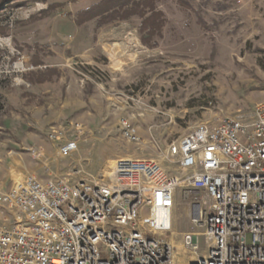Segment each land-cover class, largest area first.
<instances>
[{
  "label": "rangeland",
  "instance_id": "obj_1",
  "mask_svg": "<svg viewBox=\"0 0 264 264\" xmlns=\"http://www.w3.org/2000/svg\"><path fill=\"white\" fill-rule=\"evenodd\" d=\"M97 2L0 7V192L23 176L104 180L121 158L155 159L181 176L167 159L170 144L202 124L255 120L264 102V0H156L161 29L151 33L140 17L78 25L77 13ZM124 121L138 143L125 137ZM70 139L79 150L62 158ZM192 208L179 188L165 234L179 264L191 259L188 232L202 235L201 256L209 252Z\"/></svg>",
  "mask_w": 264,
  "mask_h": 264
},
{
  "label": "built area",
  "instance_id": "obj_2",
  "mask_svg": "<svg viewBox=\"0 0 264 264\" xmlns=\"http://www.w3.org/2000/svg\"><path fill=\"white\" fill-rule=\"evenodd\" d=\"M122 128L140 141L127 121ZM78 150L70 139L59 155ZM167 156L181 176L155 159L121 158L104 180L17 182L0 196L7 212L0 264H179L165 236L179 188L193 198L191 221L209 242L201 256L202 235L184 234L188 264H264V102L251 124L227 118L199 125L170 144Z\"/></svg>",
  "mask_w": 264,
  "mask_h": 264
},
{
  "label": "trees",
  "instance_id": "obj_3",
  "mask_svg": "<svg viewBox=\"0 0 264 264\" xmlns=\"http://www.w3.org/2000/svg\"><path fill=\"white\" fill-rule=\"evenodd\" d=\"M14 1L17 0H0V7ZM156 6V0H98L89 8L78 12L76 22L78 25H83L86 22L96 20L98 24L105 25L116 20H129L133 17H140L144 19L142 31L151 33L161 29V24L155 18ZM29 76L32 82L36 81L34 79L35 74L30 73Z\"/></svg>",
  "mask_w": 264,
  "mask_h": 264
},
{
  "label": "crops",
  "instance_id": "obj_4",
  "mask_svg": "<svg viewBox=\"0 0 264 264\" xmlns=\"http://www.w3.org/2000/svg\"><path fill=\"white\" fill-rule=\"evenodd\" d=\"M26 178V176H23V177H21V178H18V179H14V177H9V181H11L12 179H14L15 181H14V183L11 185V187H9L8 189H6V190H4V191H1L0 192V196H2V195H4V194H6L7 192H9L13 187H14V185L17 183V182H19V181H21V180H23V179H25ZM0 212H2L3 214H5L6 213V211H5V209L3 208V206L0 204ZM1 219L2 218H0V226L1 225H3L4 224V221H1Z\"/></svg>",
  "mask_w": 264,
  "mask_h": 264
}]
</instances>
